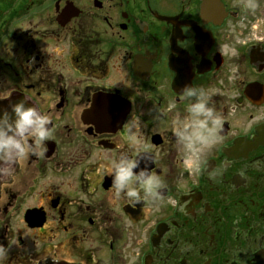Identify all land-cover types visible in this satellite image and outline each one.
Segmentation results:
<instances>
[{
  "label": "flooded vegetation",
  "instance_id": "af4514ba",
  "mask_svg": "<svg viewBox=\"0 0 264 264\" xmlns=\"http://www.w3.org/2000/svg\"><path fill=\"white\" fill-rule=\"evenodd\" d=\"M189 89L220 122L181 141ZM13 94L51 135L0 182V264H264V0H0Z\"/></svg>",
  "mask_w": 264,
  "mask_h": 264
},
{
  "label": "clouds",
  "instance_id": "9594fccd",
  "mask_svg": "<svg viewBox=\"0 0 264 264\" xmlns=\"http://www.w3.org/2000/svg\"><path fill=\"white\" fill-rule=\"evenodd\" d=\"M196 90L189 89L186 96L194 95ZM198 102L193 104L190 112L197 117L194 122L189 120L185 123V131H177V136L181 141L190 139L186 136L189 128L195 126L198 129L209 130V125H218L219 117L215 114L213 108L208 106L209 97L204 95L200 90ZM11 116L4 120L3 126H0V182L9 180L14 175L16 164L19 160L26 159L30 156H43V151H37L44 147V141L49 139L51 133L47 125L50 119L47 115L42 114L35 107H26L25 101L20 100L10 105ZM202 117V119H199ZM3 114H0V119ZM31 139L32 143H28ZM187 146V145H186ZM46 150V149H45ZM137 162L121 157L119 162H113L114 186L116 194L127 190V195L138 198L139 190L133 182L141 180L140 187L143 188L145 195H155L154 177L148 176L145 171L135 175L132 169L137 167ZM5 250L0 248V255Z\"/></svg>",
  "mask_w": 264,
  "mask_h": 264
},
{
  "label": "water",
  "instance_id": "95a60500",
  "mask_svg": "<svg viewBox=\"0 0 264 264\" xmlns=\"http://www.w3.org/2000/svg\"><path fill=\"white\" fill-rule=\"evenodd\" d=\"M20 100H24L25 101V106L28 107L29 104L28 102L20 96H13L11 99L7 100V101H2L0 102V114H3V118L0 119V122L7 120L9 116H11V108L10 105L14 104Z\"/></svg>",
  "mask_w": 264,
  "mask_h": 264
},
{
  "label": "bare ground",
  "instance_id": "6f19581e",
  "mask_svg": "<svg viewBox=\"0 0 264 264\" xmlns=\"http://www.w3.org/2000/svg\"><path fill=\"white\" fill-rule=\"evenodd\" d=\"M1 126V125H0Z\"/></svg>",
  "mask_w": 264,
  "mask_h": 264
}]
</instances>
